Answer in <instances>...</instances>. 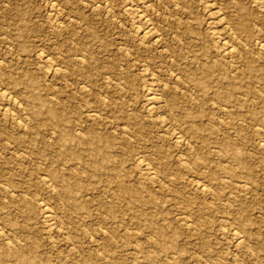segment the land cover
Wrapping results in <instances>:
<instances>
[{
	"label": "rangeland",
	"instance_id": "obj_1",
	"mask_svg": "<svg viewBox=\"0 0 264 264\" xmlns=\"http://www.w3.org/2000/svg\"><path fill=\"white\" fill-rule=\"evenodd\" d=\"M206 1L0 0V264H264V8Z\"/></svg>",
	"mask_w": 264,
	"mask_h": 264
},
{
	"label": "bare ground",
	"instance_id": "obj_2",
	"mask_svg": "<svg viewBox=\"0 0 264 264\" xmlns=\"http://www.w3.org/2000/svg\"><path fill=\"white\" fill-rule=\"evenodd\" d=\"M212 1L213 0H208V1H206L205 3H209V4H214L215 3V1H213V3H212ZM218 1H220V0H218ZM253 1V3H254V5H255V7L256 8H258V9H263L264 8V1L263 0H252ZM186 2V1H185ZM149 3V2H148ZM225 3V2H224ZM55 4V3H54ZM186 4V3H185ZM208 4V5H209ZM58 6V5H57ZM179 6V5H178ZM186 7V6H185ZM179 8V7H178ZM181 8V7H180ZM130 14H133L134 16H135V18H137V21H138V24L140 25V28H139V26H138V30H137V32L139 33V35L141 34L142 36H153V34H154V31H153V28H152V25H151V22L149 21V19L146 17V16H144V14L141 12V11H137L136 9H134V8H131V6L130 7H128L127 9H126ZM181 10V9H180ZM180 10H178V12L180 11ZM217 10V9H216ZM260 11V10H259ZM185 12H187V11H185ZM210 12H211V10H210ZM263 12V11H262ZM261 12V13H262ZM155 13V12H154ZM180 13H182V11L180 12ZM223 16V15H222ZM239 20V19H238ZM241 20V19H240ZM239 20V21H240ZM61 22V21H60ZM236 22V21H235ZM247 22V21H246ZM241 23V22H240ZM242 23H243V21H242ZM118 24V23H117ZM232 24H234V23H232ZM237 24V23H236ZM62 25V24H61ZM229 25V24H228ZM240 25V24H239ZM238 25V26H239ZM58 26V25H57ZM225 26L227 27V25H224V28H225ZM240 26H242V25H240ZM60 27V26H59ZM230 27V26H229ZM237 28V27H236ZM242 28L243 27H241V30H242ZM245 28V27H244ZM248 28V27H247ZM246 28V29H247ZM155 29V28H154ZM238 29H240V28H238ZM244 30V29H243ZM249 30V29H248ZM234 31H235V28H234ZM237 31V30H236ZM240 31V30H239ZM241 32V31H240ZM247 32V31H246ZM216 36H217V38H218V40L220 41V49H222V52L224 53V54H226V55H229L231 58L232 57H234V51H236V50H234V48H236V47H234V45L233 44H231V41H227L225 38H222L221 36V34L219 33V32H215L214 33ZM240 34V33H239ZM244 34V33H243ZM242 35V34H241ZM250 36H252L251 34H249ZM141 36V37H142ZM237 36V35H236ZM235 36V37H236ZM143 38V37H142ZM245 38H249L248 36L247 37H245ZM253 38V37H252ZM157 39V38H156ZM255 39V38H254ZM253 40V39H252ZM256 41H257V43H255V44H257V47L259 48V50H264V41H262V40H260L259 39V37L257 38V39H255ZM157 41V40H156ZM246 41H244V43H245ZM253 42H254V40H253ZM243 43V44H244ZM219 46V45H218ZM246 46H247V43H246ZM245 45H244V48L246 47ZM249 46H250V44H249ZM242 48V46H240V49ZM243 48V49H244ZM248 48V47H247ZM242 49V50H243ZM161 51V50H160ZM241 51V50H240ZM244 51V50H243ZM247 51V50H246ZM249 51V50H248ZM39 52V51H38ZM244 53V52H243ZM43 54V53H42ZM246 55H247V53H246ZM241 56V55H240ZM79 57V56H78ZM246 57H248V56H246ZM245 56H244V59L246 58ZM240 58V57H239ZM242 58H243V56H242ZM252 58V57H251ZM233 59V58H232ZM236 59V58H235ZM83 60V59H82ZM240 60V59H239ZM246 61H249V62H254L253 61V59H252V61H250L249 59L247 60V59H245ZM242 62H244V61H242ZM256 62V61H255ZM254 62V63H255ZM48 63V62H47ZM248 63V62H247ZM247 63H246V67L247 66H249V65H247ZM254 63H253V65H254ZM50 64V63H49ZM236 64H237V62H236ZM240 64V63H239ZM244 64V63H243ZM238 65V64H237ZM240 65H242V63L240 64ZM252 66V65H251ZM251 66H249L250 67V69H251ZM146 67V66H145ZM256 67V66H255ZM255 67H254V69H255ZM60 68V67H59ZM147 68V67H146ZM247 71V70H246ZM250 72V71H249ZM173 73V72H172ZM254 75V74H253ZM263 75V74H262ZM258 77V76H257ZM261 77V76H260ZM255 78H256V76H255ZM112 80V79H111ZM260 80V79H259ZM212 82H214L213 80H212ZM148 84V83H147ZM212 84V83H211ZM209 86H210V83L208 84ZM146 88V87H145ZM147 89V95H146V97H147V102H149V105L151 106V105H153V104H155L156 102H157V96H155V93H153V88H152V85L151 84H149L148 85V88H146ZM183 90V89H182ZM146 91V90H145ZM230 91H231V89H230ZM229 92V91H228ZM5 93V92H4ZM230 93H232V92H230ZM229 93V94H230ZM228 95V94H227ZM4 96H5V94H4ZM215 96H216V94H215ZM9 97V96H8ZM159 98V97H158ZM219 97H217V99H218ZM7 99H9V98H7ZM229 99V98H228ZM159 100V99H158ZM225 100H227V99H225ZM233 100V99H232ZM222 101V100H221ZM227 101H230V100H227ZM19 103V102H18ZM260 104H261V102H260ZM263 104H264V102H263ZM19 105V104H18ZM21 105V104H20ZM146 106V107H150V106ZM160 105V104H159ZM154 108H156V107H154ZM263 108V107H262ZM154 110V109H153ZM149 111V110H148ZM91 112V111H90ZM252 112V111H251ZM254 113V112H253ZM262 113V112H261ZM151 114V113H150ZM250 115V114H249ZM253 116H255V115H253ZM162 118V117H161ZM256 118V117H255ZM264 118V117H263ZM257 119V118H256ZM172 120H174V119H172ZM180 120V119H179ZM164 121V120H163ZM173 122V121H172ZM175 122V121H174ZM176 123V122H175ZM182 123V122H181ZM165 124V123H164ZM173 125V124H172ZM180 125V124H179ZM261 125V124H260ZM181 126V125H180ZM179 126V127H180ZM256 126V125H255ZM262 126V125H261ZM173 127V126H172ZM264 127V126H263ZM24 129V128H23ZM175 132H177V130L175 131ZM171 133H173V132H171ZM178 133V132H177ZM175 134V133H174ZM181 135V134H180ZM178 137H179V134H178ZM177 137V138H178ZM176 138V137H175ZM178 140H180V139H178ZM262 144V143H261ZM222 150V149H221ZM233 152V151H232ZM229 155V154H228ZM236 156V155H235ZM231 157V156H230ZM238 160V159H237ZM241 160V159H240ZM140 161V160H139ZM146 161V160H145ZM236 161V160H235ZM242 162H243V160H241ZM139 163V162H138ZM142 163V162H141ZM163 163V162H162ZM237 163V162H236ZM239 163V165H240V163L241 162H238ZM144 167V166H143ZM147 167V166H146ZM244 167V166H243ZM242 167V168H243ZM150 169V168H149ZM149 169H147V168H144V171L146 172V174L147 175H149V176H151V175H153L151 172H149V171H151V170H149ZM244 169V168H243ZM167 170V169H166ZM152 171H153V169H152ZM165 171V170H164ZM157 173V172H156ZM165 173H166V171H165ZM142 174H144V173H142ZM147 175H145V176H147ZM155 175V174H154ZM147 178H149V177H147ZM45 179V178H44ZM151 179V178H150ZM48 183V182H47ZM198 184V183H197ZM245 185V184H244ZM64 186V185H63ZM247 186V185H246ZM63 188H65V187H63ZM242 188V187H241ZM65 189H67V188H65ZM72 189V188H71ZM203 189V188H202ZM245 189H246V187H245ZM68 191V190H67ZM204 191V190H203ZM64 193H66V191L64 192ZM61 195H64V194H61ZM65 197V196H64ZM69 197V196H68ZM71 198H72V196H71ZM75 198V197H74ZM67 199V198H66ZM69 199V198H68ZM65 200V199H64ZM73 200V199H72ZM75 201V200H74ZM77 201V200H76ZM151 201V200H150ZM73 202V201H72ZM152 202V201H151ZM74 204H75V202H73ZM153 203H155V202H153ZM41 204V203H40ZM43 205H44V203H43ZM46 207V206H45ZM40 208V207H39ZM50 208V207H49ZM42 209H45V208H41V210ZM47 209V208H46ZM45 209V210H46ZM45 210H43V215H45V217L46 218H48V217H50V215H49V213L47 212V211H45ZM49 210V209H48ZM43 217V216H42ZM44 218V217H43ZM51 221H52V218L50 219ZM49 220V221H50ZM48 221V222H49ZM54 221V220H53ZM188 224V223H187ZM47 225H50V224H47ZM52 225V224H51ZM50 225V226H51ZM54 225V224H53ZM54 227V226H53ZM47 228V227H46ZM49 229H50V227H49ZM51 229H52V227H51ZM103 229V228H102ZM1 230V229H0ZM2 231V230H1ZM4 232V231H3ZM234 232V231H233ZM52 237V236H51ZM234 237V236H233ZM1 238V237H0ZM238 238V237H237ZM2 240V239H1ZM242 240V239H241ZM237 242H239L238 244H240V238H238V241ZM10 249V248H9Z\"/></svg>",
	"mask_w": 264,
	"mask_h": 264
}]
</instances>
